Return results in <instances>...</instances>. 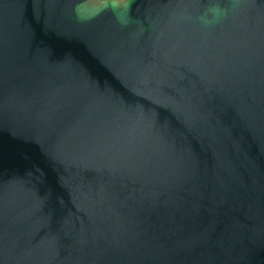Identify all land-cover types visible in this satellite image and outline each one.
<instances>
[{
  "label": "water",
  "instance_id": "water-1",
  "mask_svg": "<svg viewBox=\"0 0 264 264\" xmlns=\"http://www.w3.org/2000/svg\"><path fill=\"white\" fill-rule=\"evenodd\" d=\"M0 264H264V0H0Z\"/></svg>",
  "mask_w": 264,
  "mask_h": 264
}]
</instances>
